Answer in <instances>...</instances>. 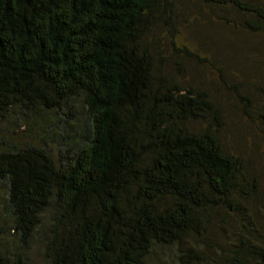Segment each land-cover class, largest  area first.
Listing matches in <instances>:
<instances>
[{"label": "trees", "instance_id": "16d2710c", "mask_svg": "<svg viewBox=\"0 0 264 264\" xmlns=\"http://www.w3.org/2000/svg\"><path fill=\"white\" fill-rule=\"evenodd\" d=\"M194 1L264 30V0H0V264H31L36 243L49 264H146L173 245L178 264H264L245 221L214 262L187 244L259 186L210 92L156 74L148 32Z\"/></svg>", "mask_w": 264, "mask_h": 264}, {"label": "rangeland", "instance_id": "374dc122", "mask_svg": "<svg viewBox=\"0 0 264 264\" xmlns=\"http://www.w3.org/2000/svg\"><path fill=\"white\" fill-rule=\"evenodd\" d=\"M178 14L175 29L164 25L148 32L156 74L210 92L222 111L219 134L225 148L242 156L259 180L252 197L243 204L247 209L242 215L233 212L226 220L222 215L216 217L208 240L187 239L188 245H200L214 262L234 248L235 239L246 237L245 231L252 233L253 242L264 245V30L251 34L238 26L243 15L199 1L183 5ZM172 39L206 60L178 51ZM243 221L248 227L245 231ZM222 246L227 249L225 254ZM157 249L160 251H153L146 264H178L175 245ZM30 256L31 264H49L38 243Z\"/></svg>", "mask_w": 264, "mask_h": 264}]
</instances>
